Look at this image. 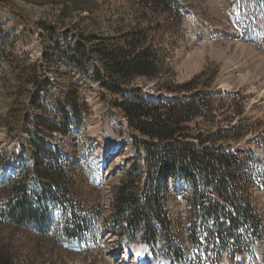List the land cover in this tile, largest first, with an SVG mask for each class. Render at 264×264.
<instances>
[{
	"label": "rangeland",
	"instance_id": "obj_1",
	"mask_svg": "<svg viewBox=\"0 0 264 264\" xmlns=\"http://www.w3.org/2000/svg\"><path fill=\"white\" fill-rule=\"evenodd\" d=\"M67 1L0 0V185L32 165L35 150L29 140L36 121L60 125L58 103L64 101L71 83L78 87L80 104L87 111L82 124H71L67 134L44 130L42 136L52 157L60 158L69 171L74 201L88 212L89 225L82 236L66 238L56 207L48 211L50 222L43 228L33 222L15 226L0 219V239L11 242L17 264H191L206 246L203 237L197 246L191 240L189 188L178 177L168 178L163 194L170 222L167 239L152 244L132 242L127 232L117 228L114 188L134 157L128 124L109 106L100 85L91 80L92 62L86 61L81 68L68 59L79 31L111 34L118 28L145 27L150 20L154 22L153 42L164 54V65L158 79L137 78L132 89L146 98L176 97L158 85L183 83L206 73L199 88L212 93L217 108L206 126L236 127L239 138L222 145L242 160L239 189L248 196L261 225L251 249L235 258L223 250L215 264H264V0H175L178 10L171 16L143 10L134 0H70L67 17L60 20L58 14ZM20 15L51 27H34ZM228 41L249 45L260 62L243 53L244 70L237 75L231 69L228 79L224 61L211 54L212 43ZM16 67L29 72L20 89L14 79ZM37 81H42L41 88H36ZM14 90L21 104L16 112L20 120L16 117L8 122L4 119L14 103ZM24 116L28 119L23 120ZM3 195L0 189V213L5 206ZM170 243L183 249L187 262L170 255ZM144 246L147 250L142 253Z\"/></svg>",
	"mask_w": 264,
	"mask_h": 264
},
{
	"label": "trees",
	"instance_id": "obj_2",
	"mask_svg": "<svg viewBox=\"0 0 264 264\" xmlns=\"http://www.w3.org/2000/svg\"><path fill=\"white\" fill-rule=\"evenodd\" d=\"M134 2L155 14L171 16L178 10L175 0ZM69 3L70 0L64 4L66 8L60 11L58 19L67 17ZM20 16L34 27L39 24L51 27ZM153 24L150 20L145 27L118 28L111 34L79 31L68 58L81 68L86 66V61L92 62L91 80L100 85L109 106L128 124L134 157L123 168L118 186L114 188L113 215L117 228L127 232L132 242L152 244L167 239L170 222L164 211L163 194L168 188V178H182L189 188L191 240L196 246L201 237L206 242L191 262L200 264L204 260L202 264H215L223 250L235 258L237 253L251 249L253 235L261 226L248 196L239 189L242 160L237 152L222 145L238 139V132L232 125L228 130L207 128L217 108L212 93L199 88L206 77L204 71L183 83L158 85L178 94L176 97L146 98L132 89L137 78L158 79L164 65V54L153 42ZM39 71L41 73L42 69ZM13 72L20 89L26 84L29 72L27 68L18 67ZM211 82L208 80V87ZM41 87L42 81H37L36 88ZM17 92L14 90L15 100L5 121L19 116L16 112L20 111L21 104ZM186 93L191 95L186 96ZM65 96L64 101L58 103L60 125L44 119H38L34 125L36 131L29 140L35 150L32 165L1 183L5 206L0 219L15 226L33 222L43 228L50 222L48 211L56 207L63 235L76 239L85 232L91 218L74 201L69 171L60 158L52 157L54 153L42 136L44 130L59 129L67 134L71 124H82L87 111L83 110L84 104H80L78 87L71 83ZM27 116L23 120H27ZM200 118L202 122L198 121ZM169 245H172L170 255L174 259L188 261L183 249ZM0 264H17L13 245L3 239H0Z\"/></svg>",
	"mask_w": 264,
	"mask_h": 264
},
{
	"label": "bare ground",
	"instance_id": "obj_3",
	"mask_svg": "<svg viewBox=\"0 0 264 264\" xmlns=\"http://www.w3.org/2000/svg\"><path fill=\"white\" fill-rule=\"evenodd\" d=\"M212 46L213 47L211 50V54L214 57H216L217 59L224 61V70H225L224 72H225V76H227V78L229 77L228 74H229V71L231 69H233L232 71H234L235 74L238 72L237 75L242 70H244L245 65L241 60V55L243 53H247V55H249L251 58H253V60H255V62H257V61L260 62V60L257 56L258 53L256 54L254 52V49L248 48L249 45L248 46L244 45L242 42H239V41H236V42L228 41L226 43L214 42V43H212ZM236 51H237V53H236ZM146 250H147V248L144 246L141 249V252L143 253ZM123 261H126V257H124ZM139 264H142V261Z\"/></svg>",
	"mask_w": 264,
	"mask_h": 264
}]
</instances>
